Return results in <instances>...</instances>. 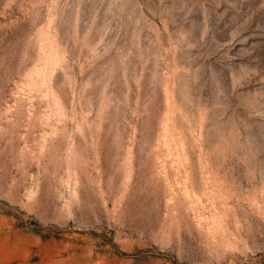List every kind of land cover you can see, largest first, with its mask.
<instances>
[{
	"label": "rangeland",
	"instance_id": "374dc122",
	"mask_svg": "<svg viewBox=\"0 0 264 264\" xmlns=\"http://www.w3.org/2000/svg\"><path fill=\"white\" fill-rule=\"evenodd\" d=\"M0 264H264V0H0Z\"/></svg>",
	"mask_w": 264,
	"mask_h": 264
}]
</instances>
